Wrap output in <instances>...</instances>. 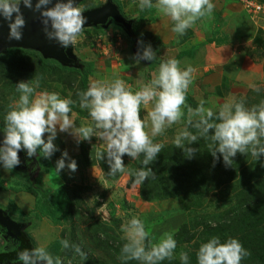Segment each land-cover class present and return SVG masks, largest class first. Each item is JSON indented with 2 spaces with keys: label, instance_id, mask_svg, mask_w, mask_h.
<instances>
[{
  "label": "rangeland",
  "instance_id": "1",
  "mask_svg": "<svg viewBox=\"0 0 264 264\" xmlns=\"http://www.w3.org/2000/svg\"><path fill=\"white\" fill-rule=\"evenodd\" d=\"M112 1L120 13L122 11L129 18L145 14L140 30L145 27L149 28L148 25H150V30L156 29L164 32L167 24H173L166 16L161 14L153 16L152 14L157 11L155 7L154 9H141L140 0ZM239 1L211 0L215 6L212 15L195 23L203 25V30H201L202 27L199 30L203 32L202 37L208 43L215 45L233 43L241 46L243 53L248 56L247 59L256 77H260L259 80H262L236 82L235 86L228 87L234 92L231 96L224 95L225 97H222V92L220 95L215 94L216 97L207 108H211L217 115L220 107L230 99L242 100L245 107L249 109L264 101V0H249L247 3L245 0ZM104 2L105 0H85L78 7L84 12L101 6ZM152 3L155 5L156 0H152ZM140 22L142 23V19ZM115 28L114 26L110 30L98 28L101 31L97 30L96 34L109 35L113 39L119 35L120 39L126 41L127 34L119 28ZM92 31L95 30L92 29ZM192 32L194 35L200 34L198 28L192 29ZM199 36L201 37V34ZM81 40L83 41V38H78L77 41ZM91 42L88 44L84 41L80 42L78 49H74V53L84 63H91L95 59L102 62V55L105 57L109 55V53L104 54L107 50L103 44L104 41L99 42V45L94 42L93 46ZM132 44L131 42V47ZM186 45L188 46L187 52L194 50L191 45ZM145 48L146 43L142 45L141 50ZM24 51L17 49L0 55V130L3 132L5 116L11 110L10 106L18 101L20 96L16 85L19 82H28L33 78L45 76L38 67V53ZM51 76L53 79L57 76L58 80L62 79L73 83L79 81V75H74L75 81H71V72L59 73L54 70L51 72ZM214 82L216 83V81H213V85ZM40 85L42 90L36 89L30 99H34L37 94L44 92L43 89L55 93L60 91V88H58L59 90L55 88L56 84L53 82H43ZM225 85L226 83H223V87H226ZM253 85L255 88L252 87ZM223 90L228 91L226 88ZM184 111L186 113V109ZM72 121L74 127L87 126L92 123L84 122L83 124L82 122L81 125L78 121L74 122V118ZM184 127H186V118L166 129L162 135L153 138L154 143L163 144L161 152L165 149L174 151L173 161L176 167L171 168L173 171L180 170V173L177 174V172L174 178L169 180L168 188L177 192L175 197L166 196V198L155 199L154 195L152 196V188L159 182V175L155 171V165L160 161L158 156L148 166L152 168L156 177L149 178L142 185L133 188L134 177L128 172L118 173L116 176L109 175L110 167L106 154L103 166L97 161L98 151L106 153V145L103 141L96 137L91 138L90 141H81L84 150H86L83 153L82 149H74V143L77 144V140L70 132L57 131L53 141L57 151L50 158H46V167L41 162L43 156L40 154V150H37L35 158L39 164L38 174L40 177L32 179V181L35 188L48 193L63 187L65 198L62 196V202L65 207L60 211L57 206L53 205L45 208L39 194L35 196L30 193L27 185L12 174L14 171L26 176L30 170H21L19 167L5 170L2 164H0V205L11 217L26 223L24 230L32 240L34 248L44 247L53 257L59 256L62 264H141L137 260L122 261L120 259L121 249L127 242L121 227L133 217L144 223L145 230L149 234L145 241L146 248L149 241L158 243L164 233L173 234L177 244L173 258L165 259L159 264H175L172 262L173 260L182 264L181 252L190 256V253L197 252L201 246L199 233L203 226L214 227L215 231L218 230L217 228H223L226 239L233 237L236 239L245 231L243 228L245 221L258 222L264 215L263 198L239 196L241 185L253 182L255 175L264 178V156L253 160L254 157L250 153L246 155L238 153L233 158L231 165H225L219 153L217 154L218 158H214L210 153L209 155L203 154L209 150V144H202L203 137H199L193 145L185 143L186 147L191 146L197 149L192 158H186L187 153L176 148L173 143L177 133ZM188 130L197 134L194 128L188 127ZM148 132L150 134V127ZM47 135L44 136L45 142H47ZM209 141L211 142L210 138ZM65 151L68 153L65 167L57 171V161L62 158ZM248 155L250 156L248 157ZM122 159L129 172L144 167L141 163L142 155L137 160H132L127 155ZM71 160H75L77 163L75 172L67 167ZM192 162H195V167L187 170V166ZM185 173L187 178H185ZM67 196L71 200L70 203L67 201ZM50 210L54 212L53 215ZM184 225L190 233L196 234L195 240L190 244L181 242V238L178 237V232ZM231 228H233L232 232ZM213 233L221 243L225 242L223 237L216 234L217 232ZM262 233L264 234V231ZM263 234L260 233L261 236ZM61 240H67L69 248L62 249ZM72 245L79 246L86 254L87 259H81L75 253ZM89 257H93L95 261L91 262L88 260ZM189 264H197V259ZM241 264H256V260L246 257L241 261Z\"/></svg>",
  "mask_w": 264,
  "mask_h": 264
},
{
  "label": "clouds",
  "instance_id": "2",
  "mask_svg": "<svg viewBox=\"0 0 264 264\" xmlns=\"http://www.w3.org/2000/svg\"><path fill=\"white\" fill-rule=\"evenodd\" d=\"M51 3L52 0H37L33 6V0H0V17L7 22L8 40L22 39L21 30L25 27V19L20 6L23 5L40 14L48 40L58 42L65 49L73 46L82 34L86 22L82 10L74 6L73 0H67L66 3L57 0L53 7H48ZM153 7L174 23L173 33L183 35L196 21L210 17L215 6L211 0H156L155 5L152 0H140L141 9ZM138 56L139 60L156 59L151 46L146 47L142 55L138 53ZM194 72L195 69L191 66L181 70L180 61L170 58L162 60L152 73V79L135 92L119 78L112 81H92L86 91L77 93L79 106L87 110L92 123L78 128L74 127L69 116L72 100L62 99L55 92H41L30 99L39 88L40 79L19 82L16 85V90L20 93L19 99L10 106L11 110L5 116L0 164L5 170L18 166V153L21 149L26 151L28 157L35 156L39 149L44 158H50L57 151L53 143L57 131L70 132L77 143L90 141L93 137L103 141L106 153L97 152V157L102 160L106 154L109 175L128 172L134 177L132 187L135 188L149 178L156 177L148 166L157 159L163 144L154 143L153 138L162 135L166 129L185 118L186 127L177 133L173 143L176 148L187 153L186 158H192L197 149L186 147L185 143L193 145L199 137L210 138V154L218 158L219 153L225 165H231L238 153H250L257 160L264 156V101L249 109L242 100L230 99L220 107L218 115L211 108H205L203 100L193 109L186 104V94L193 82ZM252 87L255 88L254 85ZM150 103L152 108L142 119L141 106ZM149 127L150 134L146 131ZM188 127L196 129L197 134L190 132ZM45 134H48L47 142ZM125 155L132 160H137L142 155L141 163L144 167L129 172L122 159ZM67 157L68 153L65 151L57 161V171L65 167ZM67 167L75 172L76 161L71 160ZM121 231L127 241L121 249L122 261L137 260L141 264H159L165 259L173 258L177 244L172 233H164L158 243L149 241L146 248L145 241L149 234L140 219L133 217L122 225ZM60 243L62 249L69 248L67 240H61ZM72 248L81 259H87L79 246L72 245ZM250 255L235 238L221 243L218 237H212L201 244L196 258L197 264H241ZM17 258L22 264H62L59 256L53 257L44 247L20 251ZM180 260L182 264H188V254L181 252Z\"/></svg>",
  "mask_w": 264,
  "mask_h": 264
},
{
  "label": "crops",
  "instance_id": "3",
  "mask_svg": "<svg viewBox=\"0 0 264 264\" xmlns=\"http://www.w3.org/2000/svg\"><path fill=\"white\" fill-rule=\"evenodd\" d=\"M121 14L125 20L130 21L132 24L133 32L137 35V37H134L132 40H138L139 53L142 55L143 50H141V47L146 43V47L151 46L156 55V59L153 61H146L136 58L132 53L131 42L133 43V41L130 39L125 41L122 38L120 39L119 35H116L117 38L113 39L109 37V35H97L96 31L99 29H83L79 38H83L84 43L88 44L92 41L91 45L93 46L94 42L99 45V42L101 43L104 41L103 44L107 47L104 54L109 53L106 57L102 55V62L96 59L91 61V76L88 77L87 87H89L92 81H112L119 78L124 80L126 85L130 86L133 92L138 91L144 84H147L152 79V73L156 71L160 62L170 58H175L180 61L181 70H185L188 66L195 69V72L192 74L193 82L189 86L186 95L191 98L193 104L197 106H199L200 101L203 100L205 102L204 107L207 108V106L213 102L214 97H216L215 94L220 95L221 92L223 93L222 97L231 96L234 92L231 89L229 90L228 87L231 88L232 85L235 86L236 82L262 81L261 79L259 80L260 77L257 78L255 72H253L249 60L247 59L248 56L243 53L241 46H237L233 43L222 45L208 43L207 40L202 37L203 32L201 30H203V25H201V23L194 24L192 27L188 28L183 35H177L172 32L174 23L167 24L168 26L164 32L157 31L156 29L150 30V25H148L150 29L145 27L143 30H140V26L143 24L144 13L138 17L132 16V18L127 17L122 11ZM152 15H159V13L155 11ZM153 18L156 20L155 17ZM141 19L142 23L140 22ZM111 27L113 28L112 25H109L107 27L108 30L112 29ZM197 28L198 32L200 31L201 37L199 36L200 34L194 35L192 32V29ZM200 28L201 30H199ZM92 29L95 31H92ZM83 41H77L72 46V53L76 57L77 55L74 53V49H78V44ZM185 44L191 45L194 49L189 51L188 55H182L183 52H187L188 50V46H185ZM174 47L177 48L175 49ZM78 60L81 65L83 61L80 59ZM137 60H139V62H137ZM73 75L74 74L71 72V81H75ZM213 81H216L214 85ZM43 82L55 83V88H60V91L57 93L60 98L73 101L70 105L71 112L69 113L71 120L74 118V122L78 121L81 125L82 122L83 124L84 122H92L87 110L82 109L78 103L77 93L81 91L79 90V81L78 83L71 82L69 85L71 89L67 85L57 82V80L50 79ZM43 82H40V84ZM223 83H226V87H223ZM40 86L37 89H40ZM224 88L228 91H224ZM43 91L53 93L44 89ZM151 108V103L147 106H141L140 115L142 119L145 118L147 112L150 111ZM75 127L78 128L80 125ZM146 131H149V128ZM74 145V149L78 148L80 150L83 147L81 142L77 144L74 143Z\"/></svg>",
  "mask_w": 264,
  "mask_h": 264
},
{
  "label": "trees",
  "instance_id": "4",
  "mask_svg": "<svg viewBox=\"0 0 264 264\" xmlns=\"http://www.w3.org/2000/svg\"><path fill=\"white\" fill-rule=\"evenodd\" d=\"M115 27L120 28L117 25H115ZM134 36L137 37L136 34ZM128 38L130 40H132L131 37H128ZM14 50H17V49H8L6 52L9 53V52H12ZM21 51H24V50L21 49ZM24 52H26V50ZM29 52H31V51H29ZM184 54L188 55L189 53L183 52L182 55H184ZM37 56H38L37 61L39 62L38 67H39L41 73L45 74V76H43V75L41 76L43 78H39L40 82H43L44 80H50V79L57 80V82L64 84V85H67L71 89V86H69L71 84V82L65 81L62 79L58 80L57 76H55L53 79L51 76V72H53L54 70L59 72V73L72 72L74 75H79V90L86 91L88 89L87 83H88V77L91 74V66H92L91 63H84L83 62V63H81V68L79 70H76V69H69V68L61 67L55 61L44 60L38 54H37ZM47 62H51V63H47ZM50 64L52 65L51 69H50ZM45 77H47V78H45ZM186 104L188 106H191L193 109L198 107L196 104L195 105L193 104L191 98H189L188 96L186 99ZM205 143L206 144L211 143L209 141V138L203 137L202 144H205ZM81 149H82L83 153L86 151V150H84V147H82ZM98 152H102V151H98ZM173 152H174L173 150L165 149L162 152H160V154L158 155V158L160 159V161L156 163L155 171L159 175L158 176L159 182L154 185V187L152 188V191H151L152 196L154 195L153 197L155 199L166 198V196H169V197L177 196L176 195L177 192H174V190L172 188L171 189L168 188L170 186V184L168 183L169 180H172L174 178V175L177 172H178L177 174L180 173V170L179 171H175V170L173 171V169L171 168V167H173V168L176 167L174 165V161H173V155H174ZM209 153H210L209 150H206L203 154L209 155ZM249 156L250 155H248V157ZM103 160L104 159L100 160L99 158H97V161L100 162L101 166L104 165ZM253 160H257V158L254 157ZM41 162L45 167L47 166L46 158L41 157ZM194 167H195V162H192L190 165L187 166V170L193 169ZM12 174L17 179H19L20 181L24 182L27 185L30 193H32L35 196L39 194L40 199H41V203L45 208H48V206L53 205V206H57L58 210L60 211V210H62L63 207H65L64 203L62 202V196L65 198V196H64L65 190L63 189V187H61L59 190L53 191L52 193H48L47 191H42L39 188H35L34 182L31 179H29V177H25V176H23L17 172L15 173L14 171H12ZM39 177H40V175L38 174L37 178H39ZM185 178H187V174L185 175ZM163 192H165V193L163 194ZM239 196H244V197L247 196V197L256 198V199L259 197L258 199H262V198L264 199V178H262V176L259 177L258 175H255L253 182H251V183L246 182L244 185H241V187L239 189ZM67 201L69 203L71 202V200L69 199V196H67ZM50 213H51V215H53L54 212H52L50 210ZM243 225H244L243 228L245 231L243 230L244 232L241 233L240 237L236 238V239L242 244V246L245 250H247L251 253V255L248 256V259L253 258L254 260H256V264L257 263L264 264V234L262 233L264 231V215H263V217L260 218V220L258 222H253V221L246 222L245 221ZM217 229L218 230L215 231L214 227L210 228V227H207L206 225L203 226V229L199 233L200 234L199 242L202 244L208 242L209 239H211L212 237L215 236V233H213V232H217L216 234H218L220 237H223V239L226 242L228 239L225 238L224 229L223 228H221V229L217 228ZM232 231H233V228H231V232ZM260 233L263 234V236H261ZM22 235H23V237H22L23 244H22V250L21 251L32 250L34 247H33V242L30 239L29 235H27L26 233H23ZM178 237L181 238L180 239L181 242L186 243V244H190L193 240H195L196 234L190 233L188 231L186 225H184L180 228V230L178 232ZM196 253L197 252L190 253V256H188L189 263H191L197 259ZM88 260H90L91 262L95 261L93 257H89ZM172 262L175 264H181V263L175 262V260H173Z\"/></svg>",
  "mask_w": 264,
  "mask_h": 264
},
{
  "label": "water",
  "instance_id": "5",
  "mask_svg": "<svg viewBox=\"0 0 264 264\" xmlns=\"http://www.w3.org/2000/svg\"><path fill=\"white\" fill-rule=\"evenodd\" d=\"M85 0H73L74 6L80 5ZM37 0H33V6ZM57 0H52L48 7H53ZM67 2V0H61ZM21 7V12L25 19V27L22 31V39L20 41H9L8 34L9 28L7 22L0 17V55L5 54L8 49H23L38 53L44 60H52L59 64L61 67L70 69H80L81 65L77 57L72 53V46L67 49L61 47L58 42L48 40L41 23L40 14L33 12L29 9ZM85 17L84 28H100L106 29L110 24L114 23L119 25L127 35L131 34L132 24L123 18L117 6L112 0H105L104 4L94 9L82 12ZM132 53L136 58H139V42L137 39L133 40ZM140 54V53H139ZM4 133L0 131V147L3 146ZM20 164L23 165L27 158L26 151L21 149L18 153ZM0 227L7 232L16 231L18 233V225H15L8 217L7 214L0 209Z\"/></svg>",
  "mask_w": 264,
  "mask_h": 264
},
{
  "label": "flooded vegetation",
  "instance_id": "6",
  "mask_svg": "<svg viewBox=\"0 0 264 264\" xmlns=\"http://www.w3.org/2000/svg\"><path fill=\"white\" fill-rule=\"evenodd\" d=\"M110 25L115 26L116 24L114 25V23H112ZM94 29H98V28H94ZM120 30L124 31L121 27H120ZM134 35L135 34L133 32V29H132L131 34L127 35V37H131V39H133L135 37ZM0 131L3 132L2 130H0ZM38 165L39 164L37 162V159L35 158V156H33L30 158H27L24 161L23 165L20 164V169L25 170V171L30 170V172H28V175H26L25 177H29V179L34 180L37 178V174H38V170H39ZM0 209L7 214V217L15 225H18V233H16V231L7 232L5 229L0 227V240H1V242H0V264H22V262H20L18 260L17 254L22 250V244H23V242H22L23 235L22 234L26 233L24 230L26 223L24 224V222H21L17 219H14L13 217H11L7 213L6 209H4L1 205H0ZM3 241H4V243H3Z\"/></svg>",
  "mask_w": 264,
  "mask_h": 264
},
{
  "label": "built area",
  "instance_id": "7",
  "mask_svg": "<svg viewBox=\"0 0 264 264\" xmlns=\"http://www.w3.org/2000/svg\"><path fill=\"white\" fill-rule=\"evenodd\" d=\"M240 1H241V0H240ZM240 1H239V2H240ZM245 1H246V3H247L249 0H245ZM243 3H244V2H243ZM244 4H245V3H244Z\"/></svg>",
  "mask_w": 264,
  "mask_h": 264
}]
</instances>
